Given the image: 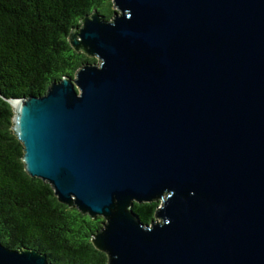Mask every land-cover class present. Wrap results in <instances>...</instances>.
<instances>
[{
  "label": "water",
  "instance_id": "95a60500",
  "mask_svg": "<svg viewBox=\"0 0 264 264\" xmlns=\"http://www.w3.org/2000/svg\"><path fill=\"white\" fill-rule=\"evenodd\" d=\"M112 3L67 35L96 61L8 99L25 171L102 217L106 264H264V0ZM0 264L52 263L0 242Z\"/></svg>",
  "mask_w": 264,
  "mask_h": 264
},
{
  "label": "trees",
  "instance_id": "16d2710c",
  "mask_svg": "<svg viewBox=\"0 0 264 264\" xmlns=\"http://www.w3.org/2000/svg\"><path fill=\"white\" fill-rule=\"evenodd\" d=\"M113 9L112 0H0V242L35 249L52 264H106V253L91 243L103 220L59 203L49 183L25 171L8 99L41 96L51 82L94 62L67 35L84 16L97 11L109 19ZM159 203L131 207L150 223Z\"/></svg>",
  "mask_w": 264,
  "mask_h": 264
},
{
  "label": "rangeland",
  "instance_id": "374dc122",
  "mask_svg": "<svg viewBox=\"0 0 264 264\" xmlns=\"http://www.w3.org/2000/svg\"><path fill=\"white\" fill-rule=\"evenodd\" d=\"M96 59V58H95ZM96 61V60H95ZM96 217H100V218H102L101 216H96ZM93 218H95V217H93ZM103 220V219H102Z\"/></svg>",
  "mask_w": 264,
  "mask_h": 264
}]
</instances>
